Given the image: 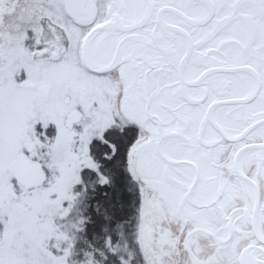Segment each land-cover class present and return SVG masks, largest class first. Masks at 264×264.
<instances>
[{
  "label": "snow or ice",
  "instance_id": "6c2138e0",
  "mask_svg": "<svg viewBox=\"0 0 264 264\" xmlns=\"http://www.w3.org/2000/svg\"><path fill=\"white\" fill-rule=\"evenodd\" d=\"M180 259L264 264V0H0V264Z\"/></svg>",
  "mask_w": 264,
  "mask_h": 264
},
{
  "label": "rangeland",
  "instance_id": "374dc122",
  "mask_svg": "<svg viewBox=\"0 0 264 264\" xmlns=\"http://www.w3.org/2000/svg\"><path fill=\"white\" fill-rule=\"evenodd\" d=\"M176 264H183V260L182 259L177 260V263Z\"/></svg>",
  "mask_w": 264,
  "mask_h": 264
},
{
  "label": "flooded vegetation",
  "instance_id": "af4514ba",
  "mask_svg": "<svg viewBox=\"0 0 264 264\" xmlns=\"http://www.w3.org/2000/svg\"><path fill=\"white\" fill-rule=\"evenodd\" d=\"M193 245H194V247L196 246V241L195 240H193ZM177 263V262H176Z\"/></svg>",
  "mask_w": 264,
  "mask_h": 264
}]
</instances>
